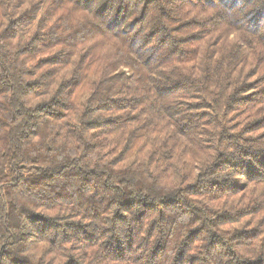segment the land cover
Masks as SVG:
<instances>
[{
  "label": "trees",
  "instance_id": "1",
  "mask_svg": "<svg viewBox=\"0 0 264 264\" xmlns=\"http://www.w3.org/2000/svg\"><path fill=\"white\" fill-rule=\"evenodd\" d=\"M0 264H264V0H0Z\"/></svg>",
  "mask_w": 264,
  "mask_h": 264
},
{
  "label": "clouds",
  "instance_id": "2",
  "mask_svg": "<svg viewBox=\"0 0 264 264\" xmlns=\"http://www.w3.org/2000/svg\"><path fill=\"white\" fill-rule=\"evenodd\" d=\"M32 155H37L36 152H32ZM65 157L61 156L54 160L51 164L44 165V167H56L58 164L65 163ZM27 174V173H26ZM80 192V198L84 201L85 206H99L103 212V216L95 221H90L89 226L100 230L101 235L107 232L112 243H127V236L123 227L124 221L120 216V205L117 202L122 195L118 190L103 191L97 188L96 184L92 181L87 183L81 181L77 185ZM133 191V195H136ZM108 201L112 202V206L108 209L103 208V204ZM127 213H125L126 215ZM115 217V218H113Z\"/></svg>",
  "mask_w": 264,
  "mask_h": 264
}]
</instances>
